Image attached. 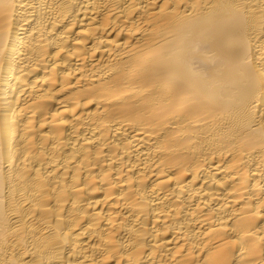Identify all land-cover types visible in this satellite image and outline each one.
I'll return each mask as SVG.
<instances>
[{
  "label": "bare ground",
  "instance_id": "bare-ground-1",
  "mask_svg": "<svg viewBox=\"0 0 264 264\" xmlns=\"http://www.w3.org/2000/svg\"><path fill=\"white\" fill-rule=\"evenodd\" d=\"M0 264H264V0H0Z\"/></svg>",
  "mask_w": 264,
  "mask_h": 264
}]
</instances>
